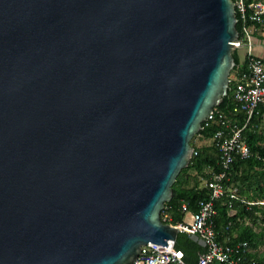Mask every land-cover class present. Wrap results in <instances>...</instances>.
<instances>
[{"label":"water","instance_id":"1","mask_svg":"<svg viewBox=\"0 0 264 264\" xmlns=\"http://www.w3.org/2000/svg\"><path fill=\"white\" fill-rule=\"evenodd\" d=\"M237 21L235 0H0V264L173 247L161 212L229 91Z\"/></svg>","mask_w":264,"mask_h":264},{"label":"built area","instance_id":"2","mask_svg":"<svg viewBox=\"0 0 264 264\" xmlns=\"http://www.w3.org/2000/svg\"><path fill=\"white\" fill-rule=\"evenodd\" d=\"M235 2L242 22V34L235 41V50L242 47L247 48L245 56L247 69L235 74L232 88L234 105L229 112L230 115L219 108H214L206 119V121L223 125L216 130L213 136L215 146L220 152V163L223 170L205 180L210 195L207 200L201 202L200 209L196 212L190 211L187 204L183 203V211L188 214L189 218L175 224L180 226L181 231L198 235L204 241L205 251L200 252L197 261L192 264H260L258 258H248V256L250 253L264 251L261 250V246L252 247L245 240L234 244H228L227 241L221 242L215 230V217L218 213L215 205L219 199L228 196L229 199L246 201L237 187L226 183L227 171L237 157L247 158L252 154L250 145L243 137V132L259 113V106L264 105V58L254 52L256 35L259 30L256 24H264V0H254L249 3L246 0H235ZM241 114L244 119L243 124L239 122ZM261 115L264 121V112ZM197 153L198 151L194 148L192 156ZM162 214L164 222L170 218L167 211L162 210ZM132 264L191 263L186 260L184 251L177 248L176 240H174L173 247L155 242L143 245Z\"/></svg>","mask_w":264,"mask_h":264},{"label":"trees","instance_id":"3","mask_svg":"<svg viewBox=\"0 0 264 264\" xmlns=\"http://www.w3.org/2000/svg\"><path fill=\"white\" fill-rule=\"evenodd\" d=\"M254 0H246L247 3ZM237 28L242 34V22L237 11ZM259 30L264 29V24H256ZM263 38V36H260ZM236 65L233 71L242 73L247 69V58L241 60L238 50L233 52ZM239 67V71L237 68ZM234 80L230 81L229 91L224 96L220 105L215 108L223 110L230 115L234 105L232 88ZM264 105L259 106V113L255 115L252 122L244 129L243 137L251 147L252 154L247 158L237 157L229 172L227 171L226 183L238 188L239 193L246 201L229 199L224 196L216 202L217 216L215 230L218 240L234 244L238 241H248L252 247L264 245V227L256 230L254 225L264 223V203H249L264 200V121L262 113ZM230 118L234 116H229ZM241 114L240 123L244 119ZM221 124L210 121L203 122L200 134L205 138H212ZM194 148L198 151L193 155L188 166L182 168L173 185L174 195L165 203L163 211L169 213L166 223L178 224L184 222L186 212L183 211V203H186L190 211H198L202 201L209 198L210 192L205 185V180L212 177L216 172H221L223 167L220 163V152L213 141L212 145ZM233 211V213H232ZM163 216L161 212V217ZM250 221V222H249ZM176 246L184 251L185 258L191 252L200 251L198 242L186 231H180L176 239ZM205 251V250H204ZM250 257H256L259 263L264 262V251L261 253H250ZM192 264L191 261H188Z\"/></svg>","mask_w":264,"mask_h":264},{"label":"rangeland","instance_id":"4","mask_svg":"<svg viewBox=\"0 0 264 264\" xmlns=\"http://www.w3.org/2000/svg\"><path fill=\"white\" fill-rule=\"evenodd\" d=\"M256 36H257L256 47L254 49V52L256 54L261 55L264 58V29L258 30V33ZM260 36H263V38ZM246 51H247L246 47H242L238 50L239 56H240L241 60H243V61L245 60ZM235 74H236V71L231 70L230 78L234 80ZM191 143L193 146H197V147L209 146V145L213 144V139L212 138H205L203 135L198 133V134L194 135V137L191 139ZM251 203L263 204L264 200L255 201V202H251ZM232 213H233V211H232ZM162 219H163V217H162ZM254 226H255L256 230H260L264 227V223H262L261 225H254ZM261 250H264V245L261 246Z\"/></svg>","mask_w":264,"mask_h":264},{"label":"crops","instance_id":"5","mask_svg":"<svg viewBox=\"0 0 264 264\" xmlns=\"http://www.w3.org/2000/svg\"><path fill=\"white\" fill-rule=\"evenodd\" d=\"M188 218H189L188 214H186L185 220ZM197 242H198L199 246L201 247L200 251L197 250V251L191 252V254H187V256H186V260L191 261L192 263H195L198 259L199 253L205 250V246H204L203 242L202 241H197ZM258 253H260V251H258Z\"/></svg>","mask_w":264,"mask_h":264},{"label":"clouds","instance_id":"6","mask_svg":"<svg viewBox=\"0 0 264 264\" xmlns=\"http://www.w3.org/2000/svg\"><path fill=\"white\" fill-rule=\"evenodd\" d=\"M162 218V217H161Z\"/></svg>","mask_w":264,"mask_h":264}]
</instances>
